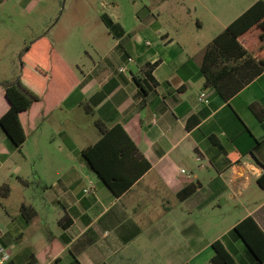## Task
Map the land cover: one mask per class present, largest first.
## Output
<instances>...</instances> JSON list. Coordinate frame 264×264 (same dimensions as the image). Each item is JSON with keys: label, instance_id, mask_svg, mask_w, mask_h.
I'll return each mask as SVG.
<instances>
[{"label": "crops", "instance_id": "0c3cea01", "mask_svg": "<svg viewBox=\"0 0 264 264\" xmlns=\"http://www.w3.org/2000/svg\"><path fill=\"white\" fill-rule=\"evenodd\" d=\"M179 3L169 24L151 11L138 13L132 27L114 20L122 35L109 32L95 49L97 57L89 54L79 67L80 75L52 45L63 84L52 81L44 98L21 114L27 133L21 150L0 126V187L16 172L24 174L19 179L31 193L21 200L11 198L12 191L0 195L1 264H209L217 239L238 264H255L233 229L252 215L264 230V187L258 182L264 173V71L229 99L208 86L206 52L232 21L208 41L198 15L200 8L208 11V0ZM193 10L195 18L186 19ZM253 36L247 34L249 43ZM231 63L238 64H223ZM11 81L0 77V117L10 107ZM87 115L94 117L93 126L77 121ZM51 116L62 153L52 157V177L23 173L14 157L20 152L29 158L25 145ZM97 119L108 128L122 125L151 164L119 196L83 155L102 136ZM189 119L199 120L188 128ZM229 197L246 215L208 241L199 215ZM24 205L37 212L31 220Z\"/></svg>", "mask_w": 264, "mask_h": 264}, {"label": "rangeland", "instance_id": "374dc122", "mask_svg": "<svg viewBox=\"0 0 264 264\" xmlns=\"http://www.w3.org/2000/svg\"><path fill=\"white\" fill-rule=\"evenodd\" d=\"M180 1L1 0L0 77L14 80L21 70L20 53L26 45H30L42 36H45L51 45L65 56L71 68L80 75L79 67L83 69V65L89 62V54L96 58L95 49L100 42L108 40L110 31L103 21V15L108 14L116 21L122 19L124 23L132 27L136 24L138 13L151 11L156 17L169 24L168 20L179 8ZM188 1L189 5L193 6V0ZM253 1L208 0V11L203 8L198 10V15L200 13L206 24L201 31L203 39L210 41L217 33L225 29L224 25L233 21ZM196 15L193 10L191 14H185L184 17L194 19ZM257 34L254 33V41L250 43L254 50L264 46V43L258 42ZM94 120L91 115L77 119L85 127L93 126ZM36 134L23 149L29 158L26 160L23 153L18 152L14 160L22 166L23 173L29 171L34 176L38 172L47 173L52 177V157L62 154L58 148L60 139L54 140L52 116L42 122ZM20 175L14 172L6 181L12 191L11 198L21 200L25 194L30 199L31 193L26 191L25 184L19 179ZM1 196L6 197L4 194ZM262 198H264V192L259 195V199ZM228 200L224 203V198H220L208 206V212H202L199 215L200 223L206 225L208 241L216 239L233 223L246 215L245 208H238L237 200L231 197Z\"/></svg>", "mask_w": 264, "mask_h": 264}, {"label": "trees", "instance_id": "16d2710c", "mask_svg": "<svg viewBox=\"0 0 264 264\" xmlns=\"http://www.w3.org/2000/svg\"><path fill=\"white\" fill-rule=\"evenodd\" d=\"M102 18L110 33L116 37L122 35V28L111 17L105 14ZM254 33H258V39L264 42V0H257L233 20L208 47L202 65L206 84L216 87L226 99L264 71V48L254 50L247 39V34ZM20 59V75L6 84L10 107L0 117V126L19 150L27 140L21 114L44 98L52 81L63 84L62 74L56 65L58 56L45 36L26 45L20 53ZM228 60L237 61L238 64H223ZM236 74L240 76L237 81L231 77ZM198 120L194 123H198ZM194 123L193 119H189L188 128L193 127ZM95 124L102 136L85 148L83 155L113 193L122 195L150 169L151 164L122 125L108 128L101 119H97ZM211 139L216 141L214 137ZM258 182L264 187V173ZM9 193L10 187L4 183L0 187V195ZM22 210L27 220L37 213L31 206L24 205ZM233 233L244 241L255 264H264V230L256 219L249 215L240 220ZM212 246L215 254L210 264H238L220 239L215 240Z\"/></svg>", "mask_w": 264, "mask_h": 264}, {"label": "built area", "instance_id": "2783aa9c", "mask_svg": "<svg viewBox=\"0 0 264 264\" xmlns=\"http://www.w3.org/2000/svg\"><path fill=\"white\" fill-rule=\"evenodd\" d=\"M133 59L132 58H130L129 59V61H132ZM125 68L123 67V68H121V70H124ZM200 100L201 101H206V94L205 93H202L201 95H200ZM183 172L185 171V170H182ZM89 191V189H86V192H88ZM3 260L4 259H0V264L3 262Z\"/></svg>", "mask_w": 264, "mask_h": 264}]
</instances>
